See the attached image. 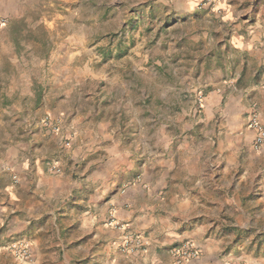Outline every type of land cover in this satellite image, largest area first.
Listing matches in <instances>:
<instances>
[{
	"label": "crops",
	"instance_id": "1",
	"mask_svg": "<svg viewBox=\"0 0 264 264\" xmlns=\"http://www.w3.org/2000/svg\"><path fill=\"white\" fill-rule=\"evenodd\" d=\"M107 2L0 0L8 19L0 28V255L25 241L35 260L50 229L66 242V224L81 232L73 242L88 236L90 249L100 245L95 256L108 264H176L172 251L185 241L220 264L223 248L247 249L264 234L225 210L227 177L248 182L244 157L264 158L248 127L252 107L264 125V0L125 2L127 39L183 43L169 51L176 65L153 73L149 105L146 68L94 67L106 36L94 9L116 8ZM218 122L234 123L230 152L192 136ZM96 146L106 154L94 163ZM253 210L244 211L250 220ZM112 217L146 238L142 253L120 250L121 232L106 224ZM80 248L63 258L80 259Z\"/></svg>",
	"mask_w": 264,
	"mask_h": 264
},
{
	"label": "rangeland",
	"instance_id": "2",
	"mask_svg": "<svg viewBox=\"0 0 264 264\" xmlns=\"http://www.w3.org/2000/svg\"><path fill=\"white\" fill-rule=\"evenodd\" d=\"M107 1V3H113V7L116 8H114V10L110 9L109 11L94 9V16L96 17L97 15L99 17V33L101 35L106 34L104 41L101 42L99 46L94 48V53L99 52L103 56L102 61L98 63H95V61H98V58L94 59V67H96L97 64L106 65L109 67L114 66V68L120 66L137 65L146 68L148 96L146 103L149 105L150 102H153V96L156 93V88L154 86L156 80L153 73L157 72L159 67L165 66L166 69L168 68L170 70L173 67L172 63L176 65V62L172 60L169 51L181 47L183 43H176L172 41L160 42L157 40L158 36H155L153 34L150 36L149 40L145 41L138 40L137 38L133 40L127 39L123 34H125L128 29L126 27L123 28L121 21L126 16L127 11L123 7L125 5V2H127L128 0ZM104 14L105 16L103 17L102 15ZM131 29L133 30L132 27H130V30ZM135 34H138V32L136 31ZM95 44L96 43H94V46ZM132 49L136 50L137 54H130L131 57H128V52ZM138 51L142 52L141 56L138 55ZM143 55L145 56V58ZM167 64L169 65L167 66ZM131 78L132 80H135L137 78V75L132 74ZM201 92L202 89L196 91L194 93L193 99L198 112L201 110V106L203 104L204 96L201 94ZM232 109H234V107L231 108V110ZM256 110L257 109L255 107H252V112L250 113L249 117L253 113H256L254 112ZM213 125L214 123H212V126L210 124L207 128H205L202 134H200L201 127H194L197 135L195 136V134H192V136H199L203 138V141H209L212 147L215 148L218 145H221L226 149V152H230V150L233 148L232 145H234V140L228 138L227 136H236L235 131H233L235 128L234 123L231 122L229 124H226V122H223V124H220V122H218L215 127H213ZM246 127L247 126H245L244 129H246ZM207 131H209V133L205 135ZM102 139H98V142H100ZM218 141H221V143H219ZM109 144L110 141L108 140L103 145L107 146ZM98 147L99 146L94 147V163H96L100 159H103V156H105L106 154L105 152L97 150ZM227 158L231 159V157L228 155ZM244 159L245 161L252 162V166L249 167L247 171L250 174V178L247 179L248 182H245L244 180L242 183H240L239 174L235 175V172H232V174L227 177L226 198L232 202V205H226L225 210L228 214L230 213L231 215H233L234 219L239 215L243 216V223L244 225L249 226V232L256 233L258 230H264V184H261V181L264 179V158L255 159L254 157L250 158L249 156H247L244 157ZM238 171L242 172V170ZM231 175L233 177H231ZM249 181L253 182L250 183ZM246 204L248 205L245 206ZM248 208L254 209L252 212H250L252 213L251 220L249 216L247 217L245 215ZM63 228L67 229L65 232L67 239L66 242L64 241L65 243H62L61 240L58 239L57 232L50 229V241L47 242V240L49 239L48 237H46L47 235H45L44 242H41L39 244V258L35 260H21L14 258L12 255L6 252L0 255V264H108L105 256H102L100 258H97L95 256L97 252L101 251L100 245L94 246V250L90 249V247L86 245L88 236L79 245V243L73 241H75V239L79 237V234H81V232L77 228H68L66 224H63ZM226 231H229V229H226ZM229 232L231 233V231ZM64 236L65 235L61 236L62 240ZM242 237H247L246 231L243 233ZM71 242L75 244H70ZM63 246H65L66 249L63 250ZM75 246L77 248L79 246L81 247L78 251L80 259L73 261H70L68 257L64 259L63 254L65 252L69 253L70 248L72 250V247ZM219 262L220 264H264V234L258 235V242L254 241L247 249L245 248L243 250L235 251L231 249L230 246L229 248H223L220 251ZM191 264L207 263L204 261L203 255L200 252V259L197 262Z\"/></svg>",
	"mask_w": 264,
	"mask_h": 264
},
{
	"label": "built area",
	"instance_id": "3",
	"mask_svg": "<svg viewBox=\"0 0 264 264\" xmlns=\"http://www.w3.org/2000/svg\"><path fill=\"white\" fill-rule=\"evenodd\" d=\"M8 24V19L0 13V28L5 27ZM46 126H51L53 131H58L57 126H52L51 122L46 119L44 121ZM249 128L255 132L254 148L260 149L264 145V126L260 121L259 116L253 113L249 118ZM70 143H67V146ZM52 173L60 174L61 169L58 165L53 164L50 167ZM14 182L18 183V178L14 177ZM107 225L114 230L121 232V245L120 249L127 254H139L142 253L147 246V240L142 235L132 234L128 230L126 224L116 221L113 217L107 222ZM10 254L21 260H30L31 253L29 247L25 241H15L8 247ZM172 254L176 260V264H191L197 262L200 259V252L197 246L192 241H185L181 245L173 249Z\"/></svg>",
	"mask_w": 264,
	"mask_h": 264
}]
</instances>
